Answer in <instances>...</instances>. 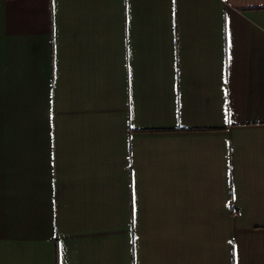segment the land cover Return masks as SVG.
I'll use <instances>...</instances> for the list:
<instances>
[{
  "label": "crops",
  "instance_id": "obj_1",
  "mask_svg": "<svg viewBox=\"0 0 264 264\" xmlns=\"http://www.w3.org/2000/svg\"><path fill=\"white\" fill-rule=\"evenodd\" d=\"M0 264H264V0H0Z\"/></svg>",
  "mask_w": 264,
  "mask_h": 264
},
{
  "label": "snow or ice",
  "instance_id": "obj_2",
  "mask_svg": "<svg viewBox=\"0 0 264 264\" xmlns=\"http://www.w3.org/2000/svg\"><path fill=\"white\" fill-rule=\"evenodd\" d=\"M134 206H135V199H134Z\"/></svg>",
  "mask_w": 264,
  "mask_h": 264
}]
</instances>
